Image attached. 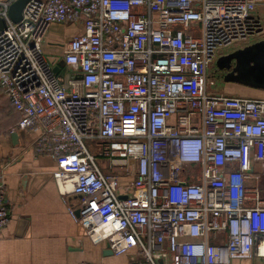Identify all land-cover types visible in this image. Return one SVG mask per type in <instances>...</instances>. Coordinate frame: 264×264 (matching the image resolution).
I'll return each mask as SVG.
<instances>
[{"label": "built area", "instance_id": "built-area-1", "mask_svg": "<svg viewBox=\"0 0 264 264\" xmlns=\"http://www.w3.org/2000/svg\"><path fill=\"white\" fill-rule=\"evenodd\" d=\"M0 0V88L70 213L133 264L264 263V98L216 91V54L262 33L260 0ZM82 31L62 77L52 24ZM66 82V83H65ZM258 168V170H256ZM0 166V232L10 216ZM78 212V216L75 213ZM87 264V263H83Z\"/></svg>", "mask_w": 264, "mask_h": 264}, {"label": "crops", "instance_id": "crops-1", "mask_svg": "<svg viewBox=\"0 0 264 264\" xmlns=\"http://www.w3.org/2000/svg\"><path fill=\"white\" fill-rule=\"evenodd\" d=\"M262 33L244 43L219 51L212 63L218 91L234 97L264 98V90L221 82L224 73L235 67L233 54L264 41V0L256 5ZM82 31L71 23L52 24L42 43V51L54 65L62 61L66 44ZM258 43V42H257ZM63 62V61H62ZM228 65L229 68L220 69ZM20 114L0 88V166L5 170L6 206L9 222L0 232V264H133L130 256H116L105 242L94 243L82 225L73 218L79 197L62 196L53 174L55 159L34 151L37 132L13 131ZM264 195V194H263ZM259 259L231 264H259ZM264 264V263H263Z\"/></svg>", "mask_w": 264, "mask_h": 264}, {"label": "water", "instance_id": "water-1", "mask_svg": "<svg viewBox=\"0 0 264 264\" xmlns=\"http://www.w3.org/2000/svg\"><path fill=\"white\" fill-rule=\"evenodd\" d=\"M28 1L29 0H16L11 4L8 10V17L13 23H18L20 21L23 7ZM4 27H5L4 21L0 18V31L3 30ZM257 52L264 53V41L251 45L247 47L245 50L233 54L231 58L235 60V67L232 69L231 73L225 76L224 78L225 82L233 81L243 84L244 86H249L255 89L264 90L263 75H260V77H263L262 82H259V80L256 82H252L243 76V71L245 72L247 68H254L258 65H262L264 67V64H260L262 62H259V57L257 55ZM222 67L228 69L229 64L225 66H222L220 64L219 68L222 69ZM63 69H64V63L61 61L54 67L53 72L57 76L62 77ZM237 70H240L239 75L237 74ZM75 215L78 216V212H76ZM105 247L108 251L111 252L109 244L107 242H105Z\"/></svg>", "mask_w": 264, "mask_h": 264}, {"label": "rangeland", "instance_id": "rangeland-1", "mask_svg": "<svg viewBox=\"0 0 264 264\" xmlns=\"http://www.w3.org/2000/svg\"><path fill=\"white\" fill-rule=\"evenodd\" d=\"M257 42L260 43V42H263V41L261 40V41H257ZM257 55L259 57V62H262L260 64H264V53H258L257 52ZM231 72L232 71L227 70L224 73V75L222 76L221 82L225 81V79H224L225 76L228 75ZM237 74L238 75L240 74V70H237ZM260 75L264 76V67L262 65H258V66L254 67V68H247L245 70V72L243 71V76L245 78L249 79L252 82H256L258 80H259V82H262L263 77H260ZM232 84L238 85V86H244L243 84H240V83H237V82H233V81H229L227 87H231ZM218 88H220V86H218V80L216 79V91H218ZM253 89H255V88H253ZM258 90H260V89H258ZM256 170H258V168H256ZM248 183H249L250 187H253V186L257 185L260 188V190L262 191L263 188H264V176L260 175L258 181H249ZM259 264H263V263H259Z\"/></svg>", "mask_w": 264, "mask_h": 264}]
</instances>
